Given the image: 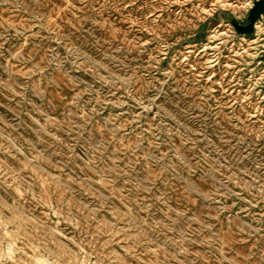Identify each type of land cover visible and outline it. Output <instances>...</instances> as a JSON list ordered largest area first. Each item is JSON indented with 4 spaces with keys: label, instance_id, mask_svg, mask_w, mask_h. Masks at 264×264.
Returning a JSON list of instances; mask_svg holds the SVG:
<instances>
[{
    "label": "rangeland",
    "instance_id": "obj_1",
    "mask_svg": "<svg viewBox=\"0 0 264 264\" xmlns=\"http://www.w3.org/2000/svg\"><path fill=\"white\" fill-rule=\"evenodd\" d=\"M257 1L0 0V264H264Z\"/></svg>",
    "mask_w": 264,
    "mask_h": 264
},
{
    "label": "bare ground",
    "instance_id": "obj_2",
    "mask_svg": "<svg viewBox=\"0 0 264 264\" xmlns=\"http://www.w3.org/2000/svg\"><path fill=\"white\" fill-rule=\"evenodd\" d=\"M262 6H264V2L262 1V0H258L257 2H256V4H254V7L255 8H259V7H262ZM257 10V9H256Z\"/></svg>",
    "mask_w": 264,
    "mask_h": 264
},
{
    "label": "water",
    "instance_id": "obj_3",
    "mask_svg": "<svg viewBox=\"0 0 264 264\" xmlns=\"http://www.w3.org/2000/svg\"><path fill=\"white\" fill-rule=\"evenodd\" d=\"M262 1L264 2V0H262ZM258 9H260V10H264V6L259 7Z\"/></svg>",
    "mask_w": 264,
    "mask_h": 264
}]
</instances>
